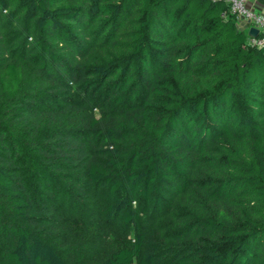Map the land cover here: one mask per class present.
<instances>
[{"label":"trees","instance_id":"16d2710c","mask_svg":"<svg viewBox=\"0 0 264 264\" xmlns=\"http://www.w3.org/2000/svg\"><path fill=\"white\" fill-rule=\"evenodd\" d=\"M94 196L133 229L97 264H264V46L227 0H0V264H68Z\"/></svg>","mask_w":264,"mask_h":264},{"label":"rangeland","instance_id":"374dc122","mask_svg":"<svg viewBox=\"0 0 264 264\" xmlns=\"http://www.w3.org/2000/svg\"><path fill=\"white\" fill-rule=\"evenodd\" d=\"M104 203L101 197H81L59 205L53 223L61 231L49 234L59 244L68 264H97L118 249L131 245L133 229L110 220ZM73 239L81 241L86 253L83 258H78Z\"/></svg>","mask_w":264,"mask_h":264},{"label":"built area","instance_id":"2783aa9c","mask_svg":"<svg viewBox=\"0 0 264 264\" xmlns=\"http://www.w3.org/2000/svg\"><path fill=\"white\" fill-rule=\"evenodd\" d=\"M230 5V11L239 19H245L248 22L247 34L251 27L259 30L257 37L249 36V43L253 46H264V12L253 10L249 6L250 0H227Z\"/></svg>","mask_w":264,"mask_h":264},{"label":"crops","instance_id":"0c3cea01","mask_svg":"<svg viewBox=\"0 0 264 264\" xmlns=\"http://www.w3.org/2000/svg\"><path fill=\"white\" fill-rule=\"evenodd\" d=\"M249 6L256 11L264 12V2L262 0H250ZM239 28L247 31L248 22L245 19L238 20Z\"/></svg>","mask_w":264,"mask_h":264},{"label":"water","instance_id":"95a60500","mask_svg":"<svg viewBox=\"0 0 264 264\" xmlns=\"http://www.w3.org/2000/svg\"><path fill=\"white\" fill-rule=\"evenodd\" d=\"M248 34L249 36L257 37L259 35V30L255 27H251Z\"/></svg>","mask_w":264,"mask_h":264}]
</instances>
